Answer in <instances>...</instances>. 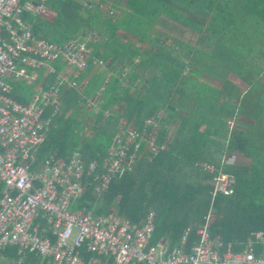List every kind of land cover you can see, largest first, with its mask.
<instances>
[{"label": "trees", "instance_id": "trees-1", "mask_svg": "<svg viewBox=\"0 0 264 264\" xmlns=\"http://www.w3.org/2000/svg\"><path fill=\"white\" fill-rule=\"evenodd\" d=\"M109 5L117 13L107 16L100 8L85 9L77 0H46L44 6L54 16L25 14L35 35L57 45L76 38L86 28L96 31L99 42L88 46L93 58L108 60L111 71L105 79L89 60L75 78L77 86L61 94L40 155L51 151L63 156L79 148L86 163L101 162L119 121L118 106L125 120L122 124L135 128L153 113L165 111L157 142L167 141L166 149L149 162L139 160L131 173L113 180L101 198H95L89 186L80 205L95 206L96 214H117L134 224L153 213L154 242L168 238L177 246L183 231L203 225L210 209V176L197 170L194 163L217 164L225 152L236 164L238 155L248 163L224 169L232 179L231 195L216 197L209 230L225 244L242 243L252 232L264 231V86L259 83L255 90L259 81L248 79L247 71L255 69L248 63L250 53L245 52L251 39L231 44L251 34L248 31L243 38L232 19L251 13L264 21V0H110ZM162 20L193 31L207 30L205 41L199 38L196 42H203L205 49L179 41L166 44L167 38L156 33L157 26L164 24ZM119 31L135 38L138 46L119 36ZM205 53L211 57L205 65L215 68L208 70L199 63V54ZM64 64H54L55 73L48 75V81ZM227 69L244 78L248 91L241 92L225 78ZM200 72L218 80L219 87L199 81ZM87 75V83L79 91L77 87ZM137 78L138 84H143L131 89ZM23 86L16 83L13 96L26 103L29 97L22 93ZM176 94L175 105L172 96ZM96 97L97 104H90L88 100ZM229 122H234L232 131ZM15 259V248L0 252V264H14ZM37 262L28 256L24 264Z\"/></svg>", "mask_w": 264, "mask_h": 264}, {"label": "built area", "instance_id": "built-area-1", "mask_svg": "<svg viewBox=\"0 0 264 264\" xmlns=\"http://www.w3.org/2000/svg\"><path fill=\"white\" fill-rule=\"evenodd\" d=\"M45 1L0 0V252L15 248L14 264H24L28 256L37 264H264V231L252 232L245 242L225 244L209 230L216 197L231 195L232 179L224 171L233 160L228 156L217 164L195 163L210 176L211 207L204 224L186 228L175 249L151 244L156 232L153 214L134 224L79 205L89 186L95 198H101L111 182L131 173L139 160L149 162L165 150L166 144L157 142L164 117L160 111L138 128L119 125L101 162L86 163L79 148L65 158L52 152L40 157L61 89L77 86L75 78L89 60L101 70L106 67V61L93 58L87 44L100 40L91 28L60 45L33 33L24 15L43 13ZM77 1L85 9L100 7L107 16L117 13L110 0ZM57 61L72 66L73 75L56 72L42 86L38 72L55 73L51 64ZM21 80L35 83L28 103L11 94V81ZM229 126L232 130L234 122Z\"/></svg>", "mask_w": 264, "mask_h": 264}, {"label": "rangeland", "instance_id": "rangeland-1", "mask_svg": "<svg viewBox=\"0 0 264 264\" xmlns=\"http://www.w3.org/2000/svg\"><path fill=\"white\" fill-rule=\"evenodd\" d=\"M100 8V7H97ZM245 12H246V8H245ZM104 13V12H103ZM180 13V12H179ZM43 14H46V12ZM183 16L189 17L188 14L185 13H180ZM48 15V14H47ZM104 16V15H103ZM253 15L251 13H241L240 15L237 16V18H233L232 20L236 23V26H238V28H241V35L244 38L245 35L248 33V31H250V35L247 36L246 38L240 40V41H235L232 42L230 41L231 44L233 45H237L238 42H247L246 39H251L250 43H246L245 46H247L246 49V53H250V57L248 60V63H250L252 66H255L254 70H249L247 71L248 73V79L251 78V80L256 79V81L258 82V84H256L254 87V89L256 90L257 88L260 87L261 83L264 86V21H260V16H256ZM260 18V19H259ZM259 19V20H257ZM194 20V19H192ZM164 24H159L157 26L156 29V33H157V37L161 36V37H166L167 38V43H172L175 41H179L183 44L186 45H191V47H194L193 44H196L195 47L196 49H203V47L196 43L197 40L199 38L203 39L205 41V36L208 35V31L207 30H201L198 31L196 29L190 30L188 28H184V26H180L178 23H173L170 20H162ZM205 23H203V25H207V22L204 21ZM232 31H233V27L231 26ZM119 36L124 37V39L130 43L131 45H137L138 43L136 42L135 38L126 35L125 33H123V31H119ZM85 38V37H84ZM90 42V41H88ZM162 42V40H161ZM91 43H93L91 41ZM98 43V42H97ZM143 48V46H140V50ZM211 50L206 49L207 53H210ZM200 55V60L199 63H202V67H206L208 70H211L213 68H215L214 65L212 64H208V66H206L205 64L211 61H207V58H211L208 54H199ZM211 60V59H210ZM134 61V60H133ZM207 61V62H206ZM198 63V62H197ZM210 65V66H209ZM249 72L252 75H249ZM247 73L244 72L245 78L247 76ZM41 74V73H40ZM225 78L232 83L233 85H235L237 87L238 90H240L241 92L245 93L246 91H248V86L244 80V78L242 79L241 77H238L236 73L232 72V70L227 69L226 74H225ZM199 81H205L207 83H210L212 85H217L219 87V81L211 78V76H209L207 73H203L200 72V76L198 78ZM140 85H142L143 83L140 82ZM77 89H80V86L78 85ZM22 93H25V95H27L29 98L31 97L32 93H33V87L32 86H23L22 89ZM179 96L173 95L172 96V100L173 103L176 105L177 103V98ZM180 104H182V102H179ZM184 103V101H183ZM178 111V110H177ZM163 114V119H165L166 117V112L165 111H161ZM88 126H90V122L88 120ZM171 131V130H170ZM168 137H171V133L170 135H168ZM238 155V154H237ZM231 162V166H236V165H247L248 160L243 158L241 155L237 156V164L236 162H234L233 160H230ZM212 218V216H211ZM154 243V242H153Z\"/></svg>", "mask_w": 264, "mask_h": 264}, {"label": "crops", "instance_id": "crops-1", "mask_svg": "<svg viewBox=\"0 0 264 264\" xmlns=\"http://www.w3.org/2000/svg\"><path fill=\"white\" fill-rule=\"evenodd\" d=\"M46 12V14H48L50 17H52V16H54V13L52 12V11H50L49 9H47L46 7H45V11H44V13ZM104 14V13H103ZM24 18H25V20H27L26 19V17H25V15H24ZM28 22H30L29 20H27ZM31 23V22H30ZM31 27H32V23H31ZM85 30V29H84ZM80 35H82V34H80ZM39 36V35H38ZM42 37V36H41ZM88 43H91V41L90 42H87V44ZM200 45L203 47V49H200V50H204L205 48V46H203V42L201 43L200 42ZM90 47V46H89ZM90 49L92 50V47H90ZM107 62H108V60H106ZM56 62H54V63H52L51 64V68L53 69V70H55V68H54V64H55ZM73 67L72 66H68V65H66V64H64L63 66H62V68H60L57 72L58 73H60L61 75H65V76H72L73 75ZM93 70H97V71H99V72H103V74H104V76H105V79H108L109 78V76H111V75H109L110 73L109 72H111L109 69H108V67H107V65H106V67H105V69H103V70H101V69H99L98 67H93ZM186 71H187V69H186ZM41 73V74H40ZM38 82L39 83H41L42 84V86H44V87H46L51 81H48V75H51V73H49L48 74V72H47V70H42V71H39L38 72ZM185 76H188L187 75V73H185L184 74ZM88 76L89 75H87V76H85V78H83V81H82V83L79 85L80 86V89H79V91H81L82 90V88L85 86V84L87 83V78H88ZM123 77H126L125 75L123 76ZM16 83H19V84H21V85H23L24 84V86H26V85H28V86H32L33 87V93H32V95H31V97L29 98V101H31V99H32V96H33V94H34V92H35V90H34V87H35V83H33V84H28V83H26L25 81H23V80H21V81H11V85H12V96H13V90H14V86H15V84ZM46 84V85H45ZM134 84L135 85H139L138 84V78L137 79H135L133 82H132V84L130 85V87H131V89H133L134 88ZM232 84V83H231ZM233 85V84H232ZM214 86H217V85H214ZM235 86V85H234ZM65 89H67V87H63L62 89H61V91H60V95H59V98H60V96H61V94L64 92V90ZM14 97V96H13ZM15 98V97H14ZM95 98V97H94ZM94 98H92V99H90V100H88L89 101V103L90 104H97V102H98V98L99 97H96L97 99L94 101ZM16 99V98H15ZM16 100H18V99H16ZM19 101V100H18ZM28 101V102H29ZM21 102V101H20ZM28 102H26V103H28ZM59 102H60V99H59ZM121 107L120 106H118V108L116 109V117L119 119V121H118V124H117V126L115 127L116 129L118 128V126L119 125H121L122 124V122H124L125 120L121 117V115L120 114H122V109H120ZM58 110H59V105H58V107H57V111L55 112V114H57V112H58ZM158 113V112H157ZM54 114V115H55ZM153 114H156V113H153ZM123 115V114H122ZM115 129V130H116ZM50 131V130H49ZM230 131H232L231 129H230ZM115 132V131H114ZM113 132V133H114ZM114 135V134H113ZM166 142L167 141H165L164 143L166 144ZM161 144H163V143H161ZM74 149H76V148H74ZM165 149H166V147H165ZM70 151H72V150H70ZM69 151V152H70ZM49 152H51V151H47V152H44L42 155H46V154H48ZM68 152V153H69ZM52 153H54V152H52ZM68 153H66V154H68ZM55 154V153H54ZM63 155V156H57L56 154V157H62V158H65L67 155ZM42 155H40V153H39V156L40 157H42ZM224 156H226L227 157V153H225L224 152V154H223ZM222 155V156H223ZM221 158V157H220ZM200 162H206V161H198V162H195L196 164L197 163H200ZM219 162V160L217 161V163ZM194 163V167H195V164ZM209 163V162H208ZM213 164H215V163H213ZM204 174V173H203ZM209 176V175H208ZM208 181V180H207ZM79 201H80V199H79ZM79 201H78V203H79ZM79 205H80V203H79ZM94 207V210H95V206H93ZM210 207H211V204H210ZM209 211H210V209H209ZM95 212V211H94ZM150 214H153V213H149V214H147V215H150ZM103 215V214H102ZM147 215L145 216V218L147 217ZM154 215V214H153ZM144 218V219H145ZM144 219L141 221V222H143L144 221ZM131 223V222H130ZM137 224V223H136ZM195 226H199V225H195ZM191 227H194V226H191ZM184 232V231H183ZM154 235H156V234H154ZM212 235V234H211ZM182 237H183V235H182ZM214 237V236H213ZM194 239V238H193ZM181 240H182V238H181ZM181 240H180V242H181ZM193 241V240H192ZM154 236H153V238H152V242H151V244L153 245V246H169L171 249H175V248H178L179 246H180V242H179V244L177 245V246H172V242L168 239V238H165V239H163V240H161L160 242H154Z\"/></svg>", "mask_w": 264, "mask_h": 264}]
</instances>
